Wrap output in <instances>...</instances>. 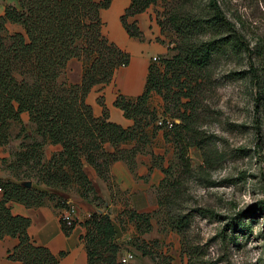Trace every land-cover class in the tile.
Returning a JSON list of instances; mask_svg holds the SVG:
<instances>
[{"label":"trees","instance_id":"16d2710c","mask_svg":"<svg viewBox=\"0 0 264 264\" xmlns=\"http://www.w3.org/2000/svg\"><path fill=\"white\" fill-rule=\"evenodd\" d=\"M159 1L172 3L166 19L180 41L177 53L164 60L165 71L155 61L151 63L146 87L140 96L130 99L120 94L117 97L115 105L134 120L129 128L110 121L107 111L102 117L95 116L87 102L93 86L109 83L116 69L130 62V54L103 33L101 10L108 8L112 0H20L19 7L9 5L0 16V146L10 142L14 122L21 123L17 138L28 130L22 123L23 112L29 113L32 123L30 136H25L30 142L24 140L19 145L8 165L17 180L7 178L0 183L3 189L0 236L19 238L10 259L25 264L58 263L48 248L32 240L28 233L30 219L14 215L8 202L38 206L52 201L59 208H67L72 191H77L80 197L91 198L97 206L85 222L87 232L83 236L90 263L121 264L119 255L123 243L116 238L114 220L103 210L105 201L98 195L85 165L93 166L111 186L113 163L125 161L134 170L138 154L152 143L159 129L174 131V139L180 142L184 154L191 145L185 142V133L192 131L187 115L182 114L185 118L180 123L174 122L172 127L156 123L158 111L151 106L152 93L163 95L167 100L166 92H172L173 85L177 84L184 96H192L196 85L193 81L209 67L215 54L228 48L248 49L219 0H209L206 14L205 10L198 12L189 6L194 0H131L121 17L131 36L141 37L142 32L128 18ZM9 21L22 25L24 32L9 33L6 27ZM203 33H209V38H201ZM73 58L83 63L81 81H61ZM185 89L191 91L187 93ZM48 143L60 144L62 150L45 159ZM26 181L32 185H25ZM122 214L136 224L140 236L150 232V212L127 207ZM253 214L242 210L229 220L225 232L232 233L230 239H238L237 235L252 230L247 218ZM120 218L116 221L123 229L124 218ZM61 221L69 232L72 227ZM188 225L187 216H180L173 227L185 238ZM138 249L143 255L148 253L139 245ZM183 251L189 257L188 264H218L205 260L200 251L185 241Z\"/></svg>","mask_w":264,"mask_h":264},{"label":"rangeland","instance_id":"374dc122","mask_svg":"<svg viewBox=\"0 0 264 264\" xmlns=\"http://www.w3.org/2000/svg\"><path fill=\"white\" fill-rule=\"evenodd\" d=\"M208 2L194 0L189 6L206 14ZM219 3L248 49L228 48L215 54L209 67L193 81V90L185 89L192 96H184L174 84L172 92H166L167 100L160 94L152 100L158 119L167 117L180 123L185 118L182 114L187 115L192 131L185 133V142L191 145L183 154L174 131L159 129L144 150L157 152L153 159L164 170V178L154 191L150 232L124 242L125 249L135 252L136 263L188 264L185 241L205 260L218 264H264V0ZM171 7V2L159 1L147 9L161 30L157 41L166 49L155 60L162 71L164 60L177 53L180 41L166 19ZM209 36L203 33L200 37ZM72 78L74 73L67 69L61 81L71 82ZM26 126L28 130L17 138L21 123L12 125L11 140L3 145L10 154L4 167L15 158L24 140L30 142L25 137L30 136V125ZM8 178L17 180L13 175ZM242 210L254 212L247 218L252 230L237 235L236 242L225 228ZM180 216L189 219L185 238L173 227ZM122 221L129 230L130 221ZM138 245L148 253L143 255Z\"/></svg>","mask_w":264,"mask_h":264},{"label":"crops","instance_id":"0c3cea01","mask_svg":"<svg viewBox=\"0 0 264 264\" xmlns=\"http://www.w3.org/2000/svg\"><path fill=\"white\" fill-rule=\"evenodd\" d=\"M131 0H112L110 6L101 10L104 21L103 33L121 49L130 54V62L116 69L112 80L107 84L93 86L87 96V102L92 106L95 116L102 117L107 111L108 119L125 128L134 124L124 110L115 105L121 94L133 99L140 96L146 87L152 57L165 53V46L157 41L160 36V27L153 20L150 11L130 16L129 22H135L142 32L141 37L131 36L122 22V15L130 6ZM20 6V0H0V16L4 15L7 6ZM8 29L15 32H24L22 25L7 22ZM68 71L74 73L70 81L79 83L82 78L83 63L77 58L69 62ZM159 96L152 93L150 101ZM22 123L32 125L28 112L21 114ZM160 133V132H159ZM159 136V135H158ZM161 136V134H160ZM110 147V146H108ZM110 149H112L110 147ZM62 150L60 144L48 143L44 149L45 159H50L56 152ZM152 152H143L137 156V164L132 170L125 161H116L111 166V186L104 181L90 164L85 169L93 181L98 195L105 201V209L115 221L124 218L122 212L133 208L138 212H149L154 203V191L164 178V170L156 164ZM9 152L0 146V183L12 174L3 162L9 157ZM1 187V186H0ZM70 203L76 207V223L69 232H66L62 221L63 208L55 206L52 201L43 205L27 206L18 201H9L8 206L14 215H21L30 219L28 233L32 240L48 248L58 258L57 264H93L89 261L88 251L83 236L87 232L86 220L97 209L96 204L89 199L80 197L77 191H72ZM3 198V189L0 190V201ZM120 218V219H121ZM129 221V220H128ZM130 229H122V243L133 237L140 236L136 224L130 221ZM19 238L12 235L0 236V264H25L20 260L9 258L10 252L18 245ZM147 257V256H146ZM143 256L142 258H146ZM146 261V260H145ZM136 264H144L137 260ZM145 264H149L145 262Z\"/></svg>","mask_w":264,"mask_h":264},{"label":"built area","instance_id":"2783aa9c","mask_svg":"<svg viewBox=\"0 0 264 264\" xmlns=\"http://www.w3.org/2000/svg\"><path fill=\"white\" fill-rule=\"evenodd\" d=\"M153 60H157V56L153 57ZM160 125H165L167 127L173 126V121L169 120L167 117L159 118L157 121ZM0 190H2V187H0ZM76 207L69 203V207L63 208L61 212V220H63L67 226L73 227L76 223ZM124 247V243H123ZM119 261L121 264H136V254L133 250L122 248L121 253L119 255Z\"/></svg>","mask_w":264,"mask_h":264},{"label":"water","instance_id":"95a60500","mask_svg":"<svg viewBox=\"0 0 264 264\" xmlns=\"http://www.w3.org/2000/svg\"><path fill=\"white\" fill-rule=\"evenodd\" d=\"M25 185H27V186H31V185H32V182H31V181H26V182H25ZM107 216L110 217V214L107 213ZM113 224H114V227H115V230H116V238H117V239H120V238L122 237V235H123L122 228H121V226H120L117 222H115V221H113Z\"/></svg>","mask_w":264,"mask_h":264}]
</instances>
